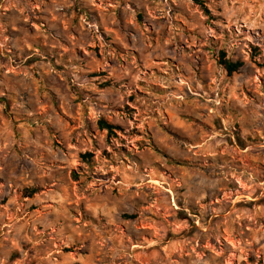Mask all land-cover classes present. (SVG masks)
Instances as JSON below:
<instances>
[{
    "label": "rangeland",
    "instance_id": "rangeland-1",
    "mask_svg": "<svg viewBox=\"0 0 264 264\" xmlns=\"http://www.w3.org/2000/svg\"><path fill=\"white\" fill-rule=\"evenodd\" d=\"M63 1L0 0V264H264V0L74 6V51Z\"/></svg>",
    "mask_w": 264,
    "mask_h": 264
},
{
    "label": "crops",
    "instance_id": "crops-1",
    "mask_svg": "<svg viewBox=\"0 0 264 264\" xmlns=\"http://www.w3.org/2000/svg\"><path fill=\"white\" fill-rule=\"evenodd\" d=\"M54 1L55 0H53V2ZM91 5H93V13H97L99 19L104 15L103 10L110 12V18H114V16L117 15L116 10L119 7L118 3H111L110 6H113V8L108 9L105 8L102 2H97V0L93 2L91 0H65L62 6L60 5V8L64 9L63 14H56L54 12L55 9H53V19L50 20L49 24L66 38V45L63 47L66 51H74L76 48L85 49V26L80 20H75L76 12L73 7L79 6L85 8ZM96 22H100L109 33H112V31L119 32L120 20H96ZM111 23H114V27ZM54 38L55 41L58 40L56 37ZM54 47H56V45H54Z\"/></svg>",
    "mask_w": 264,
    "mask_h": 264
},
{
    "label": "trees",
    "instance_id": "trees-1",
    "mask_svg": "<svg viewBox=\"0 0 264 264\" xmlns=\"http://www.w3.org/2000/svg\"><path fill=\"white\" fill-rule=\"evenodd\" d=\"M220 64L224 67V69L226 70V72L228 73L230 77L238 73L240 69L244 66L242 62H233L231 60H228L225 54H222L221 59H220ZM99 129L101 131H107L109 135H111L114 133L117 127L114 125H110L105 121H100Z\"/></svg>",
    "mask_w": 264,
    "mask_h": 264
}]
</instances>
